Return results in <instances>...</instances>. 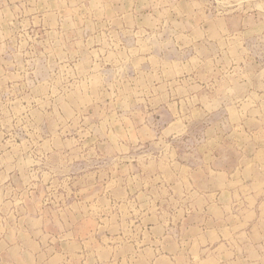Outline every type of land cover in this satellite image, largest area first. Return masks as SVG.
<instances>
[{"label": "rangeland", "instance_id": "rangeland-1", "mask_svg": "<svg viewBox=\"0 0 264 264\" xmlns=\"http://www.w3.org/2000/svg\"><path fill=\"white\" fill-rule=\"evenodd\" d=\"M0 264H264V0H0Z\"/></svg>", "mask_w": 264, "mask_h": 264}, {"label": "crops", "instance_id": "crops-1", "mask_svg": "<svg viewBox=\"0 0 264 264\" xmlns=\"http://www.w3.org/2000/svg\"><path fill=\"white\" fill-rule=\"evenodd\" d=\"M112 254H114V253H112ZM111 254V255H112ZM139 255H140V253H138ZM138 254L136 253V255L138 256ZM177 256V253H176V251H174V252H169L168 253V258H169V260H171V259H174L175 260V257ZM111 259H113V257H111ZM206 259H208V258H204V260H206ZM203 261V260H202Z\"/></svg>", "mask_w": 264, "mask_h": 264}]
</instances>
